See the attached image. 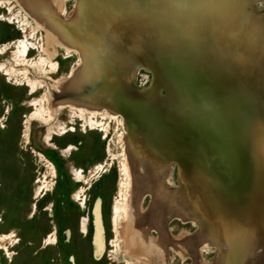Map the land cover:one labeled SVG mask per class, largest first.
Instances as JSON below:
<instances>
[{
  "label": "rangeland",
  "instance_id": "374dc122",
  "mask_svg": "<svg viewBox=\"0 0 264 264\" xmlns=\"http://www.w3.org/2000/svg\"><path fill=\"white\" fill-rule=\"evenodd\" d=\"M0 68V264H141L125 163L156 264H264V0H1Z\"/></svg>",
  "mask_w": 264,
  "mask_h": 264
},
{
  "label": "bare ground",
  "instance_id": "6f19581e",
  "mask_svg": "<svg viewBox=\"0 0 264 264\" xmlns=\"http://www.w3.org/2000/svg\"><path fill=\"white\" fill-rule=\"evenodd\" d=\"M1 1V0H0ZM50 2V1H49ZM55 2V0H54ZM45 5V4H44ZM47 5V4H46ZM50 6V5H49ZM48 6V7H49ZM34 7V6H33ZM45 7V6H44ZM47 7V8H48ZM53 7V6H52ZM36 8V7H35ZM46 8V7H45ZM43 10V9H42ZM44 12V11H43ZM72 14V13H71ZM51 15V13H50ZM55 16V15H54ZM54 20V19H53ZM59 20V19H58ZM74 20V19H73ZM79 20V19H78ZM66 21V20H65ZM75 21V20H74ZM55 22V21H54ZM73 22V21H72ZM81 22V21H80ZM67 23V22H66ZM56 24V23H55ZM71 24V23H69ZM82 25V24H81ZM60 27V26H59ZM63 27V26H62ZM25 31V30H24ZM85 32V31H84ZM27 42V41H26ZM21 43V42H20ZM23 43V42H22ZM52 46V45H51ZM61 46V44H60ZM27 47V46H26ZM30 48V47H29ZM46 48V47H45ZM44 48V49H45ZM21 50V49H20ZM25 51V50H24ZM77 50H73L71 48V53H76ZM26 53V52H25ZM88 53V52H87ZM91 54V53H90ZM57 55V54H56ZM45 56V55H44ZM22 58V57H21ZM28 59V58H27ZM92 59V57H91ZM80 62V61H79ZM36 63V62H35ZM90 63V62H89ZM88 65V64H87ZM43 66V65H42ZM90 66V64L88 65V67ZM55 67V66H54ZM1 69V68H0ZM31 69V68H30ZM58 69V68H57ZM13 70V69H12ZM43 70V69H42ZM41 70V71H42ZM54 72V71H52ZM92 72V71H91ZM51 74V73H50ZM47 75V74H46ZM40 77V76H39ZM45 78V76L43 77ZM59 82V81H58ZM60 84V83H58ZM61 85H63L61 83ZM51 87V86H50ZM40 88V87H39ZM63 89V88H62ZM51 90V89H50ZM48 93V92H47ZM61 94V93H60ZM66 99V98H65ZM44 101V100H43ZM63 104V103H62ZM61 105V104H59ZM64 105V104H63ZM66 105V104H65ZM70 105V104H68ZM67 107V106H66ZM47 111V110H46ZM77 111V110H76ZM46 113V112H45ZM86 113V112H85ZM79 114H82V113H79ZM101 115V114H100ZM110 115V114H109ZM108 115V116H109ZM80 116V115H79ZM93 117V116H91ZM96 117V116H95ZM106 117V116H105ZM88 118V117H87ZM49 119V118H48ZM47 119V120H48ZM90 119V118H89ZM44 122V121H43ZM53 122V121H52ZM47 123V122H46ZM86 123V122H85ZM44 124V123H43ZM85 126V125H84ZM107 126L108 124H103L102 122L98 123L96 122L95 120H91V123H90V128L91 129H96L97 127V130L101 131V132H104V133H107L108 129H107ZM62 127V126H61ZM60 127V128H61ZM67 130V129H66ZM69 130V129H68ZM72 131V130H71ZM49 134V133H48ZM47 134V135H48ZM54 134V133H53ZM61 134V133H60ZM51 135V134H50ZM47 140V139H46ZM124 155V154H123ZM125 157V155H124ZM113 158V156L111 157ZM111 160V159H110ZM123 160H126V159H123ZM47 162V161H46ZM127 162V161H126ZM123 164V163H122ZM54 168V167H53ZM104 170V169H103ZM103 173V172H102ZM122 174H123V177L121 179V181L119 182V187H121V199L123 200V206H122V211H123V214L125 213L126 214V218H127V223L131 224L133 223V226L132 227H129V225H127V223H125L121 228L122 230H127L129 232V235L128 236H121L122 238V241L123 243L126 245V248H125V251L124 253L128 254L127 257H130L132 258V256L135 254L137 255L136 258H138L140 260V263L141 264H144L143 262L146 261L147 264H156V260H154L156 258V253H152V254H146L143 250H142V247H141V244L142 245H146L145 242L143 241L142 239V227L138 226V224H136V218L138 219L137 215L135 216V213L136 211H134V207L136 206L135 204H137V196H135L138 191H141V189H138L139 186H137L136 184L137 183H134V181H132V178L131 177V174H132V171H131V168H130V165L129 163H125L124 165H122ZM79 177V176H78ZM44 180V179H43ZM138 182V181H137ZM139 183V182H138ZM140 184V183H139ZM141 185V184H140ZM145 187V186H144ZM47 188L46 185H41V187L38 188L37 190V193L35 195V197L37 195H39L40 193H42L45 189ZM48 189V188H47ZM50 189V188H49ZM79 192V191H78ZM44 193V192H43ZM42 193V194H43ZM82 193V192H81ZM134 195L131 197V195ZM75 197V196H74ZM118 199V198H117ZM121 201V200H119ZM116 206V204L114 205ZM120 206V205H119ZM85 208V207H84ZM115 208V207H114ZM82 209V208H81ZM149 209H152L153 210V206H151V208ZM148 209V210H149ZM130 210L132 212V215H130ZM120 212V211H119ZM114 214V213H113ZM120 214V213H119ZM122 214V215H123ZM147 216V214H146ZM123 217V216H122ZM146 222V217L144 219ZM140 221V220H139ZM125 222V221H124ZM139 229V231H138ZM121 230V229H120ZM134 233L138 234V238L134 239ZM121 235V234H120ZM119 235V237H120ZM49 243V242H48ZM148 247V245H147ZM5 249V248H4ZM156 249V248H155ZM134 257V256H133ZM140 257H143L144 260H142ZM134 259V258H133Z\"/></svg>",
  "mask_w": 264,
  "mask_h": 264
}]
</instances>
